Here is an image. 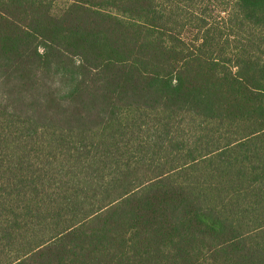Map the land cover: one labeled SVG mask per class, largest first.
I'll return each mask as SVG.
<instances>
[{
    "label": "trees",
    "instance_id": "trees-1",
    "mask_svg": "<svg viewBox=\"0 0 264 264\" xmlns=\"http://www.w3.org/2000/svg\"><path fill=\"white\" fill-rule=\"evenodd\" d=\"M0 264H264V0H0Z\"/></svg>",
    "mask_w": 264,
    "mask_h": 264
}]
</instances>
